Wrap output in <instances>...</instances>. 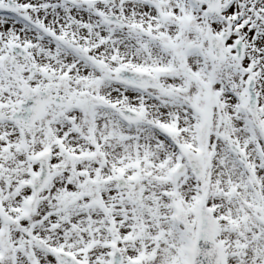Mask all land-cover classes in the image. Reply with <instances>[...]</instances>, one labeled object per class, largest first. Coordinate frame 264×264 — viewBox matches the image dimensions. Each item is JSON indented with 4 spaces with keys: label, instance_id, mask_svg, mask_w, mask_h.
<instances>
[{
    "label": "snow or ice",
    "instance_id": "6c2138e0",
    "mask_svg": "<svg viewBox=\"0 0 264 264\" xmlns=\"http://www.w3.org/2000/svg\"><path fill=\"white\" fill-rule=\"evenodd\" d=\"M0 264H264V0H0Z\"/></svg>",
    "mask_w": 264,
    "mask_h": 264
}]
</instances>
